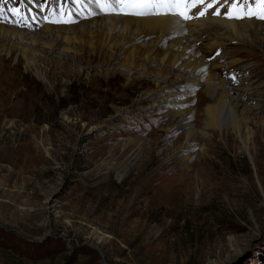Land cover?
Returning a JSON list of instances; mask_svg holds the SVG:
<instances>
[{
	"label": "rangeland",
	"instance_id": "1",
	"mask_svg": "<svg viewBox=\"0 0 264 264\" xmlns=\"http://www.w3.org/2000/svg\"><path fill=\"white\" fill-rule=\"evenodd\" d=\"M31 1L32 13L23 0L4 5L0 24L89 34L41 42L36 36L32 46L28 33L22 47L0 38V264H264V29L248 36L257 48L228 38L208 48L213 42L201 37L196 59L216 85L201 80L177 91L170 87L179 79H198L184 72L183 48L166 42L154 50L158 31L130 42L115 25H106L107 35L88 27L106 16L135 17L86 11L62 24L56 19L69 3ZM13 7L21 11H7ZM118 41L124 43L106 46ZM48 48L51 59L39 55ZM24 52L35 65L22 59ZM221 80L262 92L237 115L239 134L227 107L220 127H204V109L224 94ZM167 93L176 96V107H154ZM173 110L192 111L178 120L169 117ZM186 126L195 130L192 141ZM186 148L189 167L180 152Z\"/></svg>",
	"mask_w": 264,
	"mask_h": 264
},
{
	"label": "bare ground",
	"instance_id": "2",
	"mask_svg": "<svg viewBox=\"0 0 264 264\" xmlns=\"http://www.w3.org/2000/svg\"><path fill=\"white\" fill-rule=\"evenodd\" d=\"M98 11L100 12V10H98ZM36 19L37 18H35V20ZM16 22L18 23V20ZM239 22L240 21H238V22H236V21H224V20H218V19H209L207 21L201 20V21L197 22V24H192V22L187 23L186 24L187 30H186L183 28L185 25H182L181 23H179V21L177 19L167 17L166 15H160V16H156L154 18H144V19L143 18L142 19H136V18L134 19V18H125V17H116V16H106V17L102 18L98 24L92 23L88 28L100 27L101 32L104 35H107V34H110L111 30L107 29L106 25L107 24L108 25L111 24L113 26L115 25L116 28L114 29V32L118 36H120L123 39L130 41V42L139 39L138 34H140L142 31L147 32V31H150V29H152V30L158 31V33H159L158 40L156 42L157 48L155 46L154 50H157L160 46L167 45L166 42H168V44L173 42L174 44L172 46H175V48H178V47L183 48L184 54L181 55L180 57L183 59V61L186 58H188L187 59L188 60L187 66L183 67L184 72L186 75H195V79H198V80L195 82H189V80H188V83H187V82H185L184 79H179L175 85L170 87L172 89L179 91V90L189 89L190 87H193L195 85L194 83H198V86H199V83L201 80H204L208 84L216 85L214 83L216 78H214V74L211 73V69H207L205 64L198 62V60L196 59L197 50L194 46L195 45L194 43L201 41V37H200V39H197V36L199 37V36L204 35V34H209L208 38H209L210 42L212 41L213 43H209L207 46L208 48H212V46L218 47L220 45L219 42H221L219 40L223 39V38L224 39L228 38V40L230 39L231 41L238 42V43H244V44L250 45L253 48H255V47L257 48V46H255L249 40L248 36H249L250 32L261 31L262 29H264V25L259 24V23H255V22L249 21V20H246L243 22L241 21L242 23H239ZM22 23H19V24L21 25ZM14 24H16V23H14ZM131 24L132 25L133 24L140 25L141 26L140 30L128 28ZM119 25L123 26V28H120ZM191 25H195V26L191 27ZM17 27L18 28L13 27V26H7L4 24H0V38L2 40L9 42V43L12 40L18 41L16 46L22 47L21 43L25 40V35L28 33H31L33 36V38L28 39L29 45H32V46L37 45V40H35L37 38L36 36H39V42H41L40 41L41 38L50 37L52 35H54L57 39L69 40L67 38V34H70V33L73 34L74 37L78 33H83L80 35L89 34V31L87 29H82L79 31H71L70 30L71 28L61 29V28H51L50 26H45L43 29L39 30L40 33H37L38 31L37 32L36 31L30 32V30H28V28H22L18 25H17ZM209 40H208V42H209ZM122 42L124 43V41H122ZM122 42L118 41V43L115 42V43H111L109 45L107 44L106 46L108 48H111L112 46L113 47H119V46H121L120 44ZM234 42H232V43H234ZM41 45L42 46L47 45L51 48V45H48V43H45V42H43V44H41ZM24 48H22V49H24ZM50 48H48L49 49L48 52H45V53L39 52V55L42 57L51 59L53 57L54 52ZM3 50L7 52V55L9 54L8 53L9 51L7 49L3 48ZM29 51H31L30 48H26L25 52L27 53ZM25 52L21 54L22 59H24L28 65H35V62L33 60H31V58ZM31 56H32V54H31ZM8 57H9V55H8ZM140 57H142V56H140ZM131 58H132L131 55L124 53V60L127 62L129 67H133V65L135 64V62H133L134 60ZM105 59H106V56L100 57V61L101 60L104 62L106 61L107 63H111V62L115 63V61H116L115 56H110V58H108L107 60H105ZM167 59L168 58L164 57L161 60L162 63H166ZM140 60H141V58H139V61ZM170 60H174L173 57ZM153 61H155V60L152 59L151 62H153ZM177 66L181 67L180 64ZM228 83L226 81L224 82V80L220 81V84H221L220 87H222L224 89L223 90L224 94L223 95H222V93H221V95L219 94L220 98H218V97L214 98L213 97L216 101L215 104L207 106L206 109H204L205 115L203 117L206 116V121L204 122V127H207L208 129H212V130L216 129L217 127H220L221 126V116L223 114L222 109H223V107H227V109H228L227 112H228L229 116H231V118L234 120V124H233L232 128L236 133L239 134L240 129H241V125H242V118H239V116H237V115L239 113L242 116L244 115L243 112H244V110H246L245 108H247V102L248 101L249 102L255 101L256 103H258L260 100H256V97L258 95H261L262 92H260L259 89L256 88L255 90L251 91L252 94H248L247 91L249 90V87H245L241 90L236 89V88L234 89L232 87L233 85L228 84ZM226 84L229 85L228 87H231L230 91H228L226 89L227 88ZM169 86H170V84H169ZM204 93L206 96H209V97L213 96L212 94H209L207 90L204 91ZM150 94L151 95H149L148 97L154 96V93H150ZM225 96H228L229 99L225 100L223 103ZM175 97H176L175 95H171V94L167 93L166 95H164V97L162 99L160 98V100L154 101L153 105L157 109L160 107H170V108L176 107L177 103L174 102V100H173V98H175ZM178 104H181V102ZM256 107H257V105L255 106V108H250L249 110H258ZM194 110H196V108ZM191 111L192 110H189L188 112H177V111L173 110V111L168 112V115H169V117L170 116L171 117H177V118H179L178 120H180V119L183 120L184 117L186 115H188ZM189 127L190 126L185 127V131H186V129H188V131H186V135H185L187 140H191L196 136L195 130H189ZM202 131H204V130H202ZM177 132L180 133L179 131H177ZM201 133H203V132H201ZM193 142H194V140H193ZM171 146H173V145H171ZM189 150L190 149L186 148V149L180 151L181 153H184V156H185L182 160V164H184V165H188L190 158H192L189 154L190 153ZM190 165L191 164H189L188 167ZM182 171H184V170H182ZM254 243H256V242H254ZM256 246H258V245H255V244L251 245V247H250L251 249H248L247 251H245L244 255L240 256L238 261H241L242 258L248 256L256 248ZM247 248H248V246H247Z\"/></svg>",
	"mask_w": 264,
	"mask_h": 264
},
{
	"label": "snow or ice",
	"instance_id": "3",
	"mask_svg": "<svg viewBox=\"0 0 264 264\" xmlns=\"http://www.w3.org/2000/svg\"><path fill=\"white\" fill-rule=\"evenodd\" d=\"M11 0H0V22L4 20V5L10 3ZM31 3V0H29ZM65 4L72 5H82L85 7H90L93 9L92 15L99 14L95 9L100 8V12L104 14H114V15H128L139 18H146L150 16L157 15H179L182 19L188 20L193 18L192 16L187 15V9L184 12H178L176 6L178 5H204L207 3V0H64ZM220 0H211L208 3V8H212L213 4H219ZM225 3H228V0H225ZM261 5L264 6V0H231V6L223 13L224 18L226 19H245V18H255L261 21H264V8L259 9L256 12H238L234 13L233 9L236 5ZM41 11L44 10V6L41 5ZM105 7L107 12H105ZM8 12H20L21 9L13 7L8 8ZM206 9L201 10L198 13V17H204L206 15ZM69 12H76L75 8H70ZM79 13L77 12V15ZM213 15L220 16V9H216ZM233 82H235V76L231 77Z\"/></svg>",
	"mask_w": 264,
	"mask_h": 264
}]
</instances>
